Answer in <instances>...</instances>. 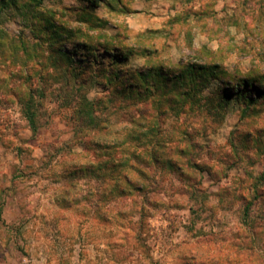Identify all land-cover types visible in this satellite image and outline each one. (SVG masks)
I'll return each instance as SVG.
<instances>
[{"label":"rangeland","instance_id":"obj_1","mask_svg":"<svg viewBox=\"0 0 264 264\" xmlns=\"http://www.w3.org/2000/svg\"><path fill=\"white\" fill-rule=\"evenodd\" d=\"M43 2L37 10L55 11L58 21L73 27L61 46L93 74L90 97L99 96L104 87L109 69L100 64L130 70L145 63L138 53L114 63L101 45L107 40L104 34L127 36L123 43H113L119 56L126 43L135 42L136 47L156 48L165 63L188 60L198 50H222L223 68H254L264 74V0ZM0 21L10 38L36 41L14 7H5ZM44 53L50 54L47 48ZM251 81L264 88L261 77L252 75ZM225 84L213 79L206 87V107L219 104L211 93ZM230 89L246 91L234 82ZM253 94L250 86L242 99L232 95L221 106L223 117L200 133L211 154H204L206 170L197 175L201 184L195 190L171 175L173 186L165 182L150 202L140 198L138 205L119 206L105 201L99 208L65 197L68 182H79L66 172L88 155L74 142L72 125L56 104L45 101L51 116L36 133L18 105L1 104L0 264H264V186L257 193L254 189L264 172V97L246 101ZM202 115L207 116L205 108ZM200 119L194 117L193 124Z\"/></svg>","mask_w":264,"mask_h":264},{"label":"trees","instance_id":"obj_2","mask_svg":"<svg viewBox=\"0 0 264 264\" xmlns=\"http://www.w3.org/2000/svg\"><path fill=\"white\" fill-rule=\"evenodd\" d=\"M43 1L0 0V14L5 7H14L36 39L29 43L19 35L15 40L0 28V105H18L22 118L36 133L49 122L51 113L45 101L50 99L72 125L74 142L83 146L88 158L66 172L77 176L79 182H68L65 197L97 208L105 201L138 205L140 198L148 201L151 194L162 193L165 182L173 186L175 175L184 187L195 190L201 184L197 175L206 170L204 154H211L200 133L211 130L212 123L220 120L218 116L223 117L221 106L228 105L232 95L242 99L251 86L254 96L246 101L264 97V88L251 81L252 75L264 79V74L254 68L246 72L235 66L223 68L222 50H198L188 60L165 63L156 48H144L141 43L136 47L135 42L126 43L125 52L119 56L113 53L117 47L113 43H123L127 36L104 34L107 40L101 45L111 53L114 63L136 53L144 55L145 63L141 69L130 70L100 64L104 71L109 69L104 74V87L99 96L90 97L93 74H87L61 46L73 27L58 21L55 11L37 10ZM75 43L89 45L84 40ZM45 48L50 54L44 53ZM218 70L228 77L219 76ZM213 79L226 84L223 90L217 88L211 93L219 104L206 107L203 94ZM233 82L246 91L235 94L230 89ZM204 108L206 117L202 115ZM170 117L172 121L166 123ZM194 117L201 118L197 126L192 122ZM263 182L264 172L254 181L256 193ZM74 191L76 196H72Z\"/></svg>","mask_w":264,"mask_h":264}]
</instances>
